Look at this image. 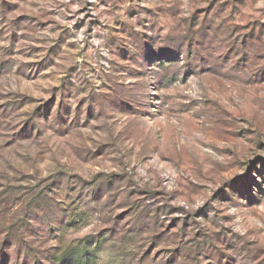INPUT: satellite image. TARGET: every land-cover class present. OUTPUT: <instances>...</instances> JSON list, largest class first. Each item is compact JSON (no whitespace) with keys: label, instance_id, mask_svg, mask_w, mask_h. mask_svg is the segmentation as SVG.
<instances>
[{"label":"rangeland","instance_id":"1","mask_svg":"<svg viewBox=\"0 0 264 264\" xmlns=\"http://www.w3.org/2000/svg\"><path fill=\"white\" fill-rule=\"evenodd\" d=\"M0 264H264V0H0Z\"/></svg>","mask_w":264,"mask_h":264}]
</instances>
